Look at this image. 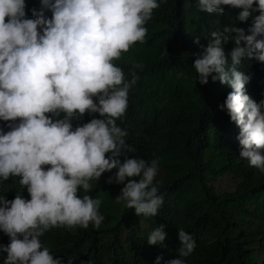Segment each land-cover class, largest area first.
<instances>
[{"label": "clouds", "instance_id": "clouds-1", "mask_svg": "<svg viewBox=\"0 0 264 264\" xmlns=\"http://www.w3.org/2000/svg\"><path fill=\"white\" fill-rule=\"evenodd\" d=\"M175 99L226 126L264 212V0H0V264H114L73 255L83 233L118 264H210L217 238L160 222L173 170L144 152Z\"/></svg>", "mask_w": 264, "mask_h": 264}, {"label": "trees", "instance_id": "trees-1", "mask_svg": "<svg viewBox=\"0 0 264 264\" xmlns=\"http://www.w3.org/2000/svg\"><path fill=\"white\" fill-rule=\"evenodd\" d=\"M191 20L195 33L202 36L199 20L193 14ZM172 47L182 54L178 44ZM156 79L158 85L165 83V73L159 66L152 71L147 70L144 81ZM201 105L200 100H189L188 103L182 100L181 103L175 99L165 108L159 120L143 124V131L148 137L144 152L162 159L168 169L173 170L170 179L162 180L165 203L159 220H172L169 224L175 225L166 226L168 232L175 231L176 226L193 228L194 225L192 235L197 241L209 239L210 236L217 238L214 255L210 253V256H214L210 264H251L250 258L241 253L239 246L254 239H262L264 244V232L249 235L243 230L244 222H264L259 195H255L262 188V183L251 180L244 184L239 178L245 176V171L239 167L234 139L228 136L224 124L215 122L211 116L197 115L208 110ZM223 179L233 184V190L225 199L221 198L222 193L215 185ZM261 180L264 181V177ZM151 220L156 226L155 219ZM133 230L125 232L118 221L113 222V231L119 234V239L136 250L138 236ZM84 234L79 238L82 246L73 250V255L92 260L107 258L118 264L92 235L84 237ZM140 259V256L134 257L132 263L144 264Z\"/></svg>", "mask_w": 264, "mask_h": 264}, {"label": "rangeland", "instance_id": "rangeland-1", "mask_svg": "<svg viewBox=\"0 0 264 264\" xmlns=\"http://www.w3.org/2000/svg\"><path fill=\"white\" fill-rule=\"evenodd\" d=\"M219 185L223 189H230V183L227 180H225V179L221 180L219 182ZM245 228L249 232H256L258 230H264V224L263 223H259L257 220H253V224H251V225L250 224H246Z\"/></svg>", "mask_w": 264, "mask_h": 264}, {"label": "bare ground", "instance_id": "bare-ground-1", "mask_svg": "<svg viewBox=\"0 0 264 264\" xmlns=\"http://www.w3.org/2000/svg\"><path fill=\"white\" fill-rule=\"evenodd\" d=\"M188 47V46H187ZM187 50H188V48H187ZM190 53H191V51L190 50H188ZM194 55H195V57L198 55V53H194ZM225 138V137H224ZM233 151V150H232ZM175 154V153H174ZM151 155V154H150ZM184 155V154H183ZM173 156V155H172ZM225 158H226V156H224ZM91 238V237H90ZM92 240V239H91Z\"/></svg>", "mask_w": 264, "mask_h": 264}]
</instances>
